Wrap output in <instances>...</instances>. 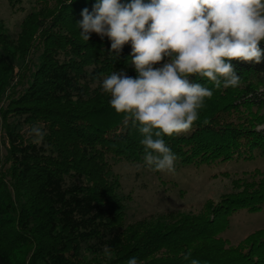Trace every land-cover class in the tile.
Here are the masks:
<instances>
[{
    "label": "trees",
    "instance_id": "obj_1",
    "mask_svg": "<svg viewBox=\"0 0 264 264\" xmlns=\"http://www.w3.org/2000/svg\"><path fill=\"white\" fill-rule=\"evenodd\" d=\"M32 1L15 37L0 21V264H127L130 257L141 264H264V227L238 244L222 236L232 213L264 206L259 172L233 179L202 213L126 222L128 197L111 159L143 162L142 137L101 85L113 71L136 76L131 42L117 57L107 37H80L81 11L96 0ZM37 50L29 76L15 72V61H32ZM231 63L240 86L214 90L189 133L165 137L176 163L264 157V61ZM32 125L46 132L40 145L28 135ZM85 251L93 258L85 260Z\"/></svg>",
    "mask_w": 264,
    "mask_h": 264
},
{
    "label": "clouds",
    "instance_id": "obj_2",
    "mask_svg": "<svg viewBox=\"0 0 264 264\" xmlns=\"http://www.w3.org/2000/svg\"><path fill=\"white\" fill-rule=\"evenodd\" d=\"M81 16L80 37H107L109 55L118 57L131 42L136 76L113 71L101 88L123 123L141 135L144 162L154 172L175 174L178 157L165 137L189 133L214 90L240 86L231 62L264 61L258 47L264 41V0H96ZM28 135L40 145L46 132L32 125ZM105 255L111 258L107 248ZM190 257L191 251L184 254ZM127 264L141 262L130 257Z\"/></svg>",
    "mask_w": 264,
    "mask_h": 264
},
{
    "label": "rangeland",
    "instance_id": "obj_3",
    "mask_svg": "<svg viewBox=\"0 0 264 264\" xmlns=\"http://www.w3.org/2000/svg\"><path fill=\"white\" fill-rule=\"evenodd\" d=\"M34 3L32 0H22L20 5L12 7L8 0H0V21L12 36H16L22 19ZM38 53L37 50L31 56L32 61H15V72L23 74L24 71L25 77L29 76L30 70L33 69L32 64L37 61ZM17 79L16 76L14 83ZM21 87V84H17L15 89ZM7 92L9 93V90ZM2 104H5L4 101L0 106ZM2 136L0 120L1 157L5 153ZM111 164L113 173L119 179L120 194L128 197L126 222L140 219L154 221L156 217L164 218L169 212H174L175 217L182 214L202 213L208 201H218L221 194L231 189L233 179L251 175L253 172L264 175V157L230 159L201 165L176 163L175 174L154 172L144 161L111 159ZM261 227H264V206L259 211L240 209L232 213L229 227L222 236L231 244H238L247 234ZM93 256L89 251L83 253L85 260L92 259Z\"/></svg>",
    "mask_w": 264,
    "mask_h": 264
}]
</instances>
